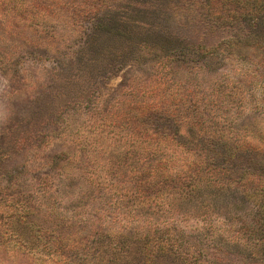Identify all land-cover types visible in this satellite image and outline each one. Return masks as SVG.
Returning a JSON list of instances; mask_svg holds the SVG:
<instances>
[{
    "label": "rangeland",
    "instance_id": "374dc122",
    "mask_svg": "<svg viewBox=\"0 0 264 264\" xmlns=\"http://www.w3.org/2000/svg\"><path fill=\"white\" fill-rule=\"evenodd\" d=\"M254 3L0 0V264H264L211 146L264 144Z\"/></svg>",
    "mask_w": 264,
    "mask_h": 264
},
{
    "label": "trees",
    "instance_id": "16d2710c",
    "mask_svg": "<svg viewBox=\"0 0 264 264\" xmlns=\"http://www.w3.org/2000/svg\"><path fill=\"white\" fill-rule=\"evenodd\" d=\"M262 8L264 7H260V4L254 3L249 10L242 12L243 8L241 7V13L228 17L229 21L239 26V31H248L246 37L253 38L260 45L262 42L264 43V30H262L264 28V12L263 16L258 15ZM237 141L236 138L235 140L231 138L229 140H217L211 144L215 154L213 160L215 167H212L221 174L217 178L218 182L227 183L226 185L238 187L241 190L245 189V186H255L256 184V187L259 188V194L254 200L260 199L264 207V144L244 146L239 145ZM221 177L223 180L220 179ZM256 178L262 181L257 183ZM112 245L110 243L109 247Z\"/></svg>",
    "mask_w": 264,
    "mask_h": 264
}]
</instances>
